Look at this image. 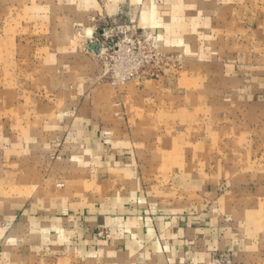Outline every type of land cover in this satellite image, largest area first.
<instances>
[{"label":"rangeland","instance_id":"1","mask_svg":"<svg viewBox=\"0 0 264 264\" xmlns=\"http://www.w3.org/2000/svg\"><path fill=\"white\" fill-rule=\"evenodd\" d=\"M136 1L0 0V264H85L56 237L20 229L6 209L36 191L83 201L111 190L94 185L92 175L100 174L80 170L66 178L65 156H42L45 148H69L53 116L88 100L87 86L93 94L116 89L144 191L189 205L196 177L204 209L240 199L264 244V108L243 91L257 79L249 73L264 57V43L254 40L253 25L242 27L241 16L232 26L226 13L205 11L208 5L168 11L158 0L147 12ZM116 3H123L117 14ZM145 16L149 26L138 22ZM36 131L46 136L33 149L28 133ZM101 143L108 145V133Z\"/></svg>","mask_w":264,"mask_h":264},{"label":"crops","instance_id":"2","mask_svg":"<svg viewBox=\"0 0 264 264\" xmlns=\"http://www.w3.org/2000/svg\"><path fill=\"white\" fill-rule=\"evenodd\" d=\"M142 1V9L147 12L153 10L152 5L158 6V0ZM161 1L165 10L179 12L208 5L205 11L226 13L232 26L241 21V16L242 27L253 25L258 37L254 40L264 43V0ZM122 4L114 5L115 14L122 10ZM109 8L112 10V6ZM138 22L149 26L152 20L145 16ZM259 60L258 66L249 73L257 79L244 85L243 91L264 108V57L261 53ZM97 90L98 93L93 94L96 89L90 90L87 86L88 100L83 99L81 104L76 101L75 110L69 109L65 114L58 112L52 117L57 129L61 124L64 126L63 139L69 143V148L61 147L59 152L57 147L50 151L45 148L47 154L42 156L53 153L65 156L58 159L62 161L66 178L80 170L100 174L103 175L100 180L92 175L94 185L101 190H111L99 195L89 194L91 196L83 201L65 193L49 196L37 191L38 196L31 197L22 206L11 207L9 201L6 212L19 217L20 229L34 228L37 235L47 233L56 237L58 246L83 255L85 264H264V244H257L262 239H257L258 233L248 227L250 212L244 210L246 204L240 199L224 197L214 202L215 206L204 209L196 190L197 184L202 186V182L196 177L190 191L195 200L189 205L186 200L172 202L166 196L156 200L154 195L144 191L148 185H144L139 175L141 170L134 160L138 155L133 149V138L117 109L120 102L113 100L117 91L107 85ZM93 95L104 98L103 104L92 101ZM104 133L109 134L108 145L101 143ZM28 136L35 141V149L36 140L43 139L46 133L36 131ZM22 140H25L24 145L30 144L26 142L27 136ZM33 149L31 146L28 151L36 153L37 149L35 152ZM40 150L42 148L39 153ZM78 156L83 159L82 163ZM219 201H223L221 206ZM103 231L107 233L106 239L97 236Z\"/></svg>","mask_w":264,"mask_h":264},{"label":"water","instance_id":"3","mask_svg":"<svg viewBox=\"0 0 264 264\" xmlns=\"http://www.w3.org/2000/svg\"><path fill=\"white\" fill-rule=\"evenodd\" d=\"M95 47H98V46L93 45V46H91V49H92L93 51H95V50H94Z\"/></svg>","mask_w":264,"mask_h":264}]
</instances>
